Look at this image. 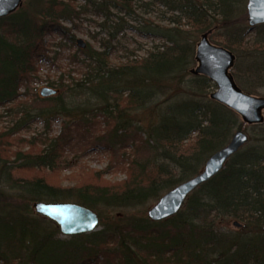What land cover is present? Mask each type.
<instances>
[{"label": "trees", "instance_id": "trees-1", "mask_svg": "<svg viewBox=\"0 0 264 264\" xmlns=\"http://www.w3.org/2000/svg\"><path fill=\"white\" fill-rule=\"evenodd\" d=\"M80 1L84 4L78 5ZM237 1L25 0L16 12L0 18V109L6 110L0 112V124L6 117L15 119L12 126L0 128V264H264V130L196 189L178 214L155 222L131 212L198 174L237 131V114L212 98L216 85L191 69L196 62L194 36L216 29L217 16L232 22L221 42L236 56L235 82L251 95L264 89V24L251 28L258 33L250 42L247 14L235 18ZM156 6L166 9L160 19L175 26L158 27L156 33L166 42L147 56L126 57L116 65L115 47L100 51L88 44L81 49L94 67L74 82L79 91H71L78 97L88 93L87 101H101L99 114L84 112L81 104L69 102L72 96L30 93L39 62L53 61L49 37L75 44L74 31L82 29L79 22L87 14L109 20L112 10L121 15L114 28L118 34L131 29L126 21H139L138 12L148 14ZM183 22L191 30L184 29ZM144 26L136 31L148 36ZM24 97L43 105L31 108ZM146 113L151 118L144 123L140 115ZM99 116L110 119L112 126L107 129L105 124L106 132L91 135ZM62 117L71 122L63 123L56 137L18 136L35 121L51 129ZM76 128L92 139L88 144L82 137V147L123 153L125 181L106 183L104 172L98 171L64 189L43 176L15 175L20 170L53 172L67 165ZM26 146L31 150L24 151ZM129 148L133 158L124 153ZM65 191L73 193L67 199L99 211L103 230L66 241L56 238L58 226L54 231L45 226L54 222L32 216L33 202H61ZM103 210H122L127 216L105 219ZM229 220L241 222L242 231L225 232ZM54 251L58 254L51 256Z\"/></svg>", "mask_w": 264, "mask_h": 264}, {"label": "rangeland", "instance_id": "rangeland-1", "mask_svg": "<svg viewBox=\"0 0 264 264\" xmlns=\"http://www.w3.org/2000/svg\"><path fill=\"white\" fill-rule=\"evenodd\" d=\"M77 4L83 5L84 2L80 1ZM247 4H248V0H238L236 2V6H237V12L235 17L236 19L243 17L245 13L247 14V18H248ZM152 10L154 11L148 14L147 13L144 14L143 12L141 13L138 12L139 21L137 22L126 21L127 24L125 27L131 29L128 31L119 32L118 34H115L116 30L114 29L116 22H118L120 18L118 16H121L118 11L112 10L109 20H106L105 16L93 14L90 12V14H87L84 17V20L82 22H79L82 23V26H80V28L82 29L74 31L76 40L82 39L84 40V42H86V45L90 44L95 49L97 50L99 49L100 51L105 50L107 48L115 47L116 49H115V53L112 56V63L116 65H118L120 61L125 62L126 59L124 58L126 57H130L131 59H134L135 56L138 57L147 56L148 52L154 51L156 46H161L166 42L160 37V33H156V32L160 31L161 28L175 26L173 24H168L166 21L160 19L161 16L165 15L166 12L165 8L156 6ZM170 15L171 14L167 16ZM216 18L217 20H219L216 29H214L212 32H207L205 34H209V40L212 44L226 48L221 42L222 41L221 36L225 33L226 26L232 22L231 21L230 23L225 22L224 20H222L223 19L222 16H217ZM143 23L145 25L144 27L147 30L146 33L148 34V36L141 35L136 31V29L142 27ZM183 24H184L183 25L184 29L191 30L190 25L186 26V22H183ZM246 26L250 28V33L247 39L250 42H254L258 32L257 30L251 29V26L249 24V19L247 21ZM158 27L161 28L159 29ZM111 32H113L114 34ZM155 33L157 35H153ZM202 35L204 34L194 36L197 38L196 46H195V54L197 51L198 43L202 38ZM261 37H263V33L261 34ZM48 40L50 42V47H51L50 55L53 58L54 62L53 61L39 62V70L38 73L36 74V78L32 80L30 84V93H37L38 95H40L41 91L44 88L55 89L57 90V94L55 96H61V95L64 97L72 96L73 97L72 100L73 99L74 100L69 102H73L79 105L81 104L82 110H84V112L85 110L86 111L88 110V112L94 111L95 114H99V111H97V107H99L102 104L101 101H99L96 98L87 101V98L89 97L88 93L84 95H79L78 97L77 95L76 96L74 95L75 91H71L74 90L73 88H76L77 91H79L78 89L79 87H76L74 82H77V80L82 78L84 79L85 74L87 72H90V70L94 67V65H90V61H87L85 59V55H83L81 49L77 46V42L75 44H72L69 41L62 40L58 36L49 37ZM197 66H198V62L196 60L195 64L191 66V69L194 70L197 68ZM230 73L233 76L232 70H230ZM23 91L24 90H22V92ZM71 92L72 94H69ZM254 96L264 98V89H262L258 95H254ZM23 100H25V102L28 103V106L31 108H34L36 105H43L38 103L34 104L32 103V100L25 97ZM5 111H6L5 109H0V112L5 113ZM262 114L264 119V110ZM237 116H238V122L236 124L235 130H238L241 127V125L244 124V126L242 127L243 128L242 131H244L249 137V141L245 146H248L249 144L256 142V140L263 133L264 120L263 123H261L263 124L262 126L260 125L259 127H255V125L248 124L247 122H245L242 119V117L239 116L238 114ZM149 118H151V116H149L148 113L140 115V120H143L144 123H146V120H148ZM97 121L99 123H96L95 127L92 129L94 132L91 135L97 136L99 134H103L104 132L107 131V129H109L112 126V121H110V119L107 121L103 116H99ZM14 122L15 119L13 117H6L5 119H3V123L0 124V128L2 127L8 128L12 126ZM65 122H71V120L65 117L55 119L52 128L48 129L46 128L42 120H38L31 123V127L28 130L20 133V135L18 136L23 137L27 140H31L34 137H39L40 139L45 138L46 135L48 137H52V136L56 137L63 130L64 127L63 123ZM105 124H108L107 129H106L107 125ZM81 132H83V135ZM88 135L90 136V134L85 133L84 130H80L79 128H76V133L74 136H76L77 140L74 141V147H73L74 150L71 151V153L69 154L70 157H67L69 158L68 164L61 167L60 169H57L53 172L52 171L29 172V171L20 170L19 172L16 171L15 175L18 178L34 177V175L43 176L46 177L49 182L59 184L64 189L74 188L78 182H81L86 178L88 179L89 176H92L93 174H95V172L98 171L104 172L103 178L106 181V183L108 182L112 184H120L122 181H125L127 178V174L125 173L124 168L120 166V161H121L120 156H122L123 153L120 155L119 153L112 155V153L108 151L98 150L96 148H89V147L87 149L86 146L82 147V145H80L79 142L80 139L83 140L82 137H86V143L91 144L89 142H92V139L87 138ZM250 140L252 141L250 142ZM15 149L16 148L14 146L12 147L11 151H14ZM23 150L30 151L31 149L29 146H26ZM121 152L122 151H120V153ZM124 153L129 155L130 158L134 157L133 153L130 151V148L124 150ZM141 154L142 153H140V155ZM141 156H143V154ZM128 161L129 160H127V157H125V162L127 163ZM205 164L206 162L200 168L199 173L204 170ZM6 191H9L8 195L13 194L12 191L8 190L7 188ZM166 193L167 192L163 193L162 196L165 195ZM72 195L73 193L70 194L67 191H65L62 194V197L65 200H61V202L77 203L75 200L67 199L69 196L72 197ZM158 200L153 201L149 205L144 206L138 210H133L131 212L133 213L139 212V215L145 214L148 217V211L157 204ZM34 203L35 202H33V204ZM93 211H95L99 215V211L96 210ZM103 211H104L103 213L105 219L117 215L121 217L127 216V213L126 212L123 213L122 210H103ZM32 216L43 217L37 214L35 211ZM235 222H238L239 226H235ZM45 226L48 227L51 231H54L57 227V224L56 223L50 224L48 222H45ZM242 229H243V224L237 220H229L227 223H224L223 226V230L227 233L240 232L242 231ZM101 230H103V227H101L99 224V227L93 232H98ZM55 236L57 239L66 240V241H70L72 239L71 236L63 235L60 230L59 232L55 230ZM54 254L57 255L58 252L56 251H54L53 253L51 252V256H53ZM48 256H50V253Z\"/></svg>", "mask_w": 264, "mask_h": 264}, {"label": "water", "instance_id": "water-1", "mask_svg": "<svg viewBox=\"0 0 264 264\" xmlns=\"http://www.w3.org/2000/svg\"><path fill=\"white\" fill-rule=\"evenodd\" d=\"M24 1L0 0V18L16 12ZM247 12L251 28L264 24V0H248ZM76 42L80 49H85L87 46L82 39ZM196 60L198 66L192 70V73L204 75L216 85V90L212 94L216 102L237 113L248 124L263 123L264 98L244 92L230 73L235 65V54L227 48L212 44L209 34H204L197 46ZM56 94L57 90L50 88H44L40 93L43 98ZM248 141V135L242 130H237L225 147L207 159L203 171L168 191L158 200L157 204L148 211L149 219L158 222L178 214L187 198L201 185L219 174L227 161ZM33 209L37 214L56 223L65 236L91 233L100 224V217L95 211L76 203L39 201L33 204ZM235 226H239V223L235 222Z\"/></svg>", "mask_w": 264, "mask_h": 264}, {"label": "snow or ice", "instance_id": "snow-or-ice-1", "mask_svg": "<svg viewBox=\"0 0 264 264\" xmlns=\"http://www.w3.org/2000/svg\"><path fill=\"white\" fill-rule=\"evenodd\" d=\"M70 231L73 230V229H69Z\"/></svg>", "mask_w": 264, "mask_h": 264}]
</instances>
